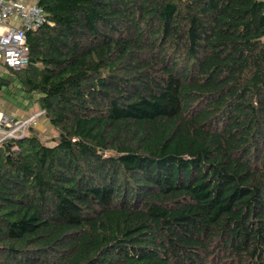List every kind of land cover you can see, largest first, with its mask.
Segmentation results:
<instances>
[{
  "label": "trees",
  "instance_id": "trees-1",
  "mask_svg": "<svg viewBox=\"0 0 264 264\" xmlns=\"http://www.w3.org/2000/svg\"><path fill=\"white\" fill-rule=\"evenodd\" d=\"M37 4L0 93L56 134L0 146V264H264V1Z\"/></svg>",
  "mask_w": 264,
  "mask_h": 264
},
{
  "label": "built area",
  "instance_id": "built-area-1",
  "mask_svg": "<svg viewBox=\"0 0 264 264\" xmlns=\"http://www.w3.org/2000/svg\"><path fill=\"white\" fill-rule=\"evenodd\" d=\"M16 19L19 24H11ZM46 21L43 8L24 0H0V65L6 69L19 70L27 65L29 46L26 32L35 30ZM43 109H37L24 118L0 113V146L12 138L26 136Z\"/></svg>",
  "mask_w": 264,
  "mask_h": 264
},
{
  "label": "crops",
  "instance_id": "crops-1",
  "mask_svg": "<svg viewBox=\"0 0 264 264\" xmlns=\"http://www.w3.org/2000/svg\"><path fill=\"white\" fill-rule=\"evenodd\" d=\"M26 3H33L36 0H24ZM264 1V0H263ZM11 24H15L18 25L19 22L16 19H11L10 20ZM8 73V69L4 68L3 66L0 65V74H7ZM2 99L5 101V105H8L7 109V114H10L12 116H15L17 118H24L25 116H27L28 114H30L31 112L36 110V106L35 103H33L32 98L31 97H21V100H15L12 97H8V96H3ZM0 113H3L2 111H0ZM40 127V129H39ZM49 127H52L48 120L45 117H40L39 121L36 125V128L38 130H43L47 131L49 130ZM42 130V131H43Z\"/></svg>",
  "mask_w": 264,
  "mask_h": 264
},
{
  "label": "rangeland",
  "instance_id": "rangeland-1",
  "mask_svg": "<svg viewBox=\"0 0 264 264\" xmlns=\"http://www.w3.org/2000/svg\"><path fill=\"white\" fill-rule=\"evenodd\" d=\"M2 97H3V95L0 93V111H2L3 113H7L8 105H5L6 103L2 99ZM36 110H37V108H36ZM42 116L44 117V115H41L40 117H42ZM39 118H38V121H39ZM38 121H37V123H38ZM37 123L33 127L36 128ZM39 129H40V127H39ZM42 130H43V128H42ZM42 130H38V134H39L40 139L42 141L46 142V143H50L51 142V138L53 136H55V134H56L55 130L52 127H49V130H47V131H44V130L42 131Z\"/></svg>",
  "mask_w": 264,
  "mask_h": 264
}]
</instances>
